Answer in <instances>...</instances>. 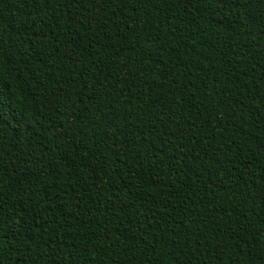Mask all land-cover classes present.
<instances>
[{
    "label": "trees",
    "instance_id": "obj_1",
    "mask_svg": "<svg viewBox=\"0 0 264 264\" xmlns=\"http://www.w3.org/2000/svg\"><path fill=\"white\" fill-rule=\"evenodd\" d=\"M264 264V0H0V264Z\"/></svg>",
    "mask_w": 264,
    "mask_h": 264
},
{
    "label": "snow or ice",
    "instance_id": "obj_2",
    "mask_svg": "<svg viewBox=\"0 0 264 264\" xmlns=\"http://www.w3.org/2000/svg\"><path fill=\"white\" fill-rule=\"evenodd\" d=\"M24 264H27V261L26 260L24 261Z\"/></svg>",
    "mask_w": 264,
    "mask_h": 264
}]
</instances>
